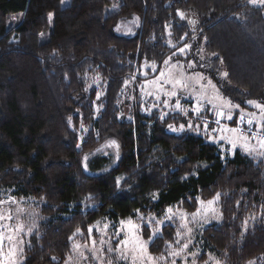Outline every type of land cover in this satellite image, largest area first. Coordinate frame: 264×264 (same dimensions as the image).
Instances as JSON below:
<instances>
[{"label": "trees", "instance_id": "obj_1", "mask_svg": "<svg viewBox=\"0 0 264 264\" xmlns=\"http://www.w3.org/2000/svg\"><path fill=\"white\" fill-rule=\"evenodd\" d=\"M61 1L0 0V190L38 202L46 217L28 238L23 264H64L69 237L77 228L87 235L105 217L117 222L136 209L161 216L168 207L191 213L196 197L216 192L223 215L202 232L205 242L221 264H264V220L244 228L264 212V162L241 150L222 159L206 134L167 132L156 112H141L137 97L131 119H120L125 81L139 85L143 72L152 78L145 64L180 60L172 53L185 43L201 49L226 98L244 109L247 100L263 99L264 8L248 0H69L64 7ZM14 14L19 19L7 30ZM134 18V35L115 32ZM166 119L184 122L179 114ZM110 138L120 146L119 159L107 171L110 157L94 156L86 172L84 157ZM119 176L127 183L117 189ZM83 202L95 209L83 210ZM176 231L174 223L162 227L152 254L165 253Z\"/></svg>", "mask_w": 264, "mask_h": 264}, {"label": "snow or ice", "instance_id": "obj_2", "mask_svg": "<svg viewBox=\"0 0 264 264\" xmlns=\"http://www.w3.org/2000/svg\"><path fill=\"white\" fill-rule=\"evenodd\" d=\"M251 5L264 6V0H248ZM177 15L183 20L184 14L179 10ZM52 20V14H49V22ZM188 23H194L188 21ZM115 31L119 32V25ZM131 32V29H128ZM133 35L135 33H132ZM171 35V33H169ZM188 35V33H185ZM175 48V45H171ZM191 45L185 43L178 49L180 54H186V49H190ZM173 56L176 52L172 53ZM216 56V53H212ZM203 59V57H201ZM172 57L169 56L163 60V64L166 68H159L153 61L151 65L145 64V67H149L152 73L155 75L151 79H148L149 73L144 72L142 75L145 80L139 84L141 91V98L151 97L152 101H144L141 104L142 109L149 115H154V109L159 110L158 119L162 123H167L168 131L182 134L187 131L195 132L197 135L204 133L212 143H226L230 145L228 151L235 153V150L239 146L248 155L259 156L261 162H264V101L248 100L247 104L259 111V116L255 112L246 111L241 104L234 103L230 98H226L221 94V89L217 83L213 82L212 78L204 76L202 73L195 72L192 75H186L184 65L180 64L179 60L175 63H170ZM222 62V61H221ZM196 65L192 62H188L189 68H194ZM203 67V65H201ZM221 77L227 80L229 77L228 72H222ZM135 79V76H133ZM128 81H125V85ZM87 91V89H85ZM100 93L96 94L97 100L100 99ZM184 102H189L190 107H186ZM168 109L169 111H164ZM99 110V109H97ZM238 110V119H234L233 111ZM170 113L179 114L184 118V122L168 123L167 117ZM175 115L173 119L175 120ZM131 119V117H129ZM71 120V117H69ZM231 121L233 125L222 123V121ZM256 125V130L253 131V125ZM212 125H215L214 127ZM246 125V127H245ZM83 127V126H82ZM243 133V134H242ZM255 140L258 145H250V141ZM107 147H114L117 149L116 159H119V144L115 140H111L107 143ZM77 147H80L78 144ZM100 151V150H98ZM107 155V153H104ZM88 157L85 156L83 160L84 170H88L87 165ZM207 167V165H204ZM194 175V173H190ZM185 179L187 177H184ZM124 180L127 183L126 178L117 177L115 184L117 189L121 186V181ZM158 193H152L153 200L158 199ZM89 199H91L89 197ZM221 200V193L216 192L211 199L203 200L200 197H196L190 206H196L195 210L191 213L177 209L174 211L172 207H168L164 211V216L168 222L174 221L179 218L181 221L179 228L184 231L177 230L176 238L173 242L165 241L166 252L161 253L159 256H155L150 251V245L155 242L157 238H163L162 225L164 220L158 219L156 216L143 215L140 209L135 210L134 216H128L120 218L117 222L104 218V222L101 225V221H97L96 224L90 225L87 228L88 241L91 242L92 247L88 249L91 253L90 256H86L84 252H79V256L85 261L99 260L100 264H105L101 254H114L112 258L108 259L106 264H168V257L180 258L183 256L185 261L190 255L197 257L198 254L191 252L189 244L191 243L190 233L191 228L187 227V221L189 215L192 218V222H198V218H202L205 223L211 219H220L223 215L222 212H218L217 207ZM5 203H16L14 199L10 201H0V205ZM186 203V202H185ZM239 206V202H237ZM16 216L12 215V209L4 210L0 208V222L5 220L16 222L14 224L0 223V264H23V260L26 259L24 255V248L21 247L25 243L23 237L31 236L34 230L37 229L36 214H32L31 223L25 225L20 222L22 209H16ZM245 229L247 227V221L244 222ZM111 229V233L109 230ZM94 233L99 234L100 248H97V239ZM83 235L84 233L80 228H77L75 233L69 237V240H74L75 236ZM115 238V239H113ZM5 242L8 244L7 251L4 250ZM30 243V242H29ZM173 243L178 245L177 248H173ZM106 246V247H105ZM81 247L87 248V242L84 245L73 243V249L79 250ZM55 257L52 260L55 261ZM203 259V257H199ZM67 264V262H66ZM170 264H177L176 259H171ZM191 264H197V260L193 259ZM207 264V261H205ZM216 264H220V261H216Z\"/></svg>", "mask_w": 264, "mask_h": 264}, {"label": "rangeland", "instance_id": "obj_3", "mask_svg": "<svg viewBox=\"0 0 264 264\" xmlns=\"http://www.w3.org/2000/svg\"><path fill=\"white\" fill-rule=\"evenodd\" d=\"M68 4H69V0H62L61 1L62 7L67 6ZM254 6H259V5H254ZM260 7L264 8V6H260ZM115 10H116V6H111L109 8V12H112V11H115ZM18 19H19V15H15V14L11 15L8 18L7 22H6V29L7 30L12 29V27L14 26L16 20H18ZM118 25L120 27V31L119 32L115 31L116 33H118L120 35H123V36H132L133 35L132 33L135 32V29H136V27L138 25V22H137V19L134 18V19H131V20H128V21H125V22H121ZM128 29H131V32H128ZM42 36H43V40L46 39L47 33L42 35ZM176 55L181 57L179 62H180V64L184 65V69H185V74L186 75H192L195 72H199V73H202L206 77L212 78L211 73H210V67H208L207 61H206L205 56L203 55L201 49H198V48L195 49V50H192L191 48L190 49H186V54H180L178 52V50H177L176 51ZM201 57H203V59H201ZM176 61H177V59H172L170 61V63H175ZM189 61H192L196 66L194 68H189L188 67V62ZM201 65H203V67H201ZM166 67L167 66H165L163 64L161 69L166 68ZM146 69H149L150 72H151V69L149 67L143 68V70H146ZM213 82L216 83V81L214 79H213ZM136 97L140 101V106H141L142 103H144V101H148V102L152 101L151 97H144L142 99L139 85H137V84L134 85V83L129 82L123 88V98H122V102L120 104L121 109H122V112H121V115H120V119L121 120H128L129 119V117H128L129 108L134 104ZM247 101H246L247 108L245 110L248 111V112H255L257 114V116H259V111L257 109H255V108L251 107L250 105H248ZM256 101H258V100H256ZM260 101H264V97ZM182 103H185L186 107H190L191 106L189 102L182 101ZM153 111L156 112V115L158 116L159 110L154 109ZM164 111H169V110L168 109H164ZM141 112L143 114L148 115L142 109V107H141ZM237 112H238V110H234L233 111V115L235 116V113H237ZM170 114H174V113H170ZM222 123L228 124V123H230V121L224 120V121H222ZM212 126L214 127L215 125H212ZM166 130L169 133H173V132L168 131V128H166ZM187 132H192V131H187ZM173 134H177V133H173ZM201 134L205 135L204 133H201ZM111 140H115V139L110 138L106 143H104L101 147H99L93 154L87 156L88 157V161H89L90 158H92L94 156L106 157V158L110 157V159L112 160V165L105 169L107 171L110 170V168H112L114 166L115 161H117V159H116L117 149H115L114 147H107L106 146L107 143L109 141H111ZM214 144L217 146L222 159H226V158H229V157L232 156L233 153H230L228 151H224L226 149H229L230 145H228L226 143H221V144L214 143ZM250 145L256 146L257 149H258V145H257L256 141H250ZM98 150H100V151H98ZM236 150H241L242 152H244L239 146L237 147ZM104 153H107V155H104ZM244 153L247 154L246 152H244ZM248 156L252 160H256V161L261 160V158L259 156H255V154H253L251 156L248 155ZM88 161H87V165H88ZM83 167H84V165H83ZM86 172H88V170ZM119 177H122V176H119ZM10 199H14L16 201V203H14V204L5 203V204L0 205V208H2L4 210H8L9 208H11L12 209V215L14 217L16 216V211L15 210L16 209H22L23 210V214L21 215L20 222L24 223L25 225H28V224L31 223V219H32V214L33 213L36 214L35 218H36V224L37 225L39 223L44 222V220H46V217L42 216V214L39 211L40 210V204L38 202H36L34 200L15 199L12 196V191H10V190H7V191L0 190V201H10ZM82 208H83V210H86V211H90V210H94L95 209V207L93 205H89V203H87V202H83L82 203ZM173 209H174V211L177 210V208H173ZM217 210L219 212V205L217 207ZM145 217H147V216H145ZM156 217L158 219H161V220L165 221V223L162 225V227H164L168 223H174L176 225L177 230H180L182 232L184 231L183 229L179 228V225L181 223L179 218L174 219V221H172V222H168L166 220V217L164 216V213L161 216H156ZM261 220H264V212H261L258 215L250 216L246 220L247 221V227L246 228L252 226L255 222L261 221ZM15 222H16L15 220H13V221L5 220V221L0 222V223L14 224ZM103 222H104V219L101 220V225H102ZM219 222H220V219H211L209 222L205 223L202 218H198V222H192V218L189 215L188 221L186 222L187 223V227L192 229V231L190 233L191 243L189 244V249H190L191 252L197 253L198 256L197 257H192V256L189 255L187 257V261H185L183 256L180 257V258L170 257L169 256L168 257V264H170L171 259H176L177 260V264H191V261L193 259L197 260V264H205V261H207V264H216L217 260L220 261L218 259L217 255H216L215 251L210 246L207 245V243L205 242L204 238L202 237V232L208 226H210L212 224H217ZM244 228H245V224H244ZM109 232L111 233V229L109 230ZM94 236L97 239V245L96 246H97V248H100L101 245L99 244V238H100L99 234L98 233H94ZM28 238H29V236H24L23 237L25 243L23 245H21V247H23V248L25 247V245L27 244ZM113 239H115V238H113ZM86 242H87L88 247L87 248L81 247L79 250H74L73 249V244H72L71 253L67 257V259H66L64 264H66V262H67V264H89V261H85V260H83V258H81L79 256V252H81V251L84 252V254L86 256H90L91 255V253L88 251V249H90L92 247V245H91V242L88 241L87 235H85V236L78 235L73 241V243H78V244H81V245H84ZM177 247H178V245L173 244V248L174 249L177 248ZM7 249H8V244H7V242H5L4 250L7 251ZM113 255L114 254H107V253H102L101 254L102 259L105 262V264H106L108 259L113 257ZM199 257H203V259L201 260V259H199ZM91 264H100V261L99 260H94V261H91ZM116 264H121V262L117 261ZM162 264H164V262H162ZM220 264H221V262H220ZM250 264H253V262H251Z\"/></svg>", "mask_w": 264, "mask_h": 264}, {"label": "built area", "instance_id": "obj_4", "mask_svg": "<svg viewBox=\"0 0 264 264\" xmlns=\"http://www.w3.org/2000/svg\"><path fill=\"white\" fill-rule=\"evenodd\" d=\"M245 127H246V125H245ZM256 130V126H255V124L253 125V131H255ZM243 134V133H242ZM252 141H255V140H252Z\"/></svg>", "mask_w": 264, "mask_h": 264}]
</instances>
